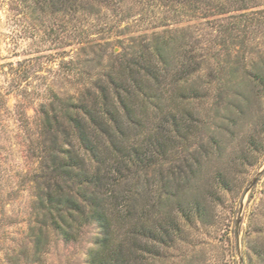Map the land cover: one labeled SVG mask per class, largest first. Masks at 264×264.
<instances>
[{"label":"rangeland","instance_id":"obj_1","mask_svg":"<svg viewBox=\"0 0 264 264\" xmlns=\"http://www.w3.org/2000/svg\"><path fill=\"white\" fill-rule=\"evenodd\" d=\"M259 1L262 6L251 11L264 9V0ZM35 9L30 1L0 0V264H89L98 236L94 224L83 227L76 241L51 233L46 245L38 240L29 182L37 167L31 143L38 114L54 95L77 97L99 65L138 49L153 33L176 30L191 35L196 56L216 54L211 61L223 70L209 77L203 66L200 78L190 80L197 94L159 116L167 120L164 136H174L175 124L184 128L161 170L154 167L147 174L151 183L162 177L169 185L168 192L158 187L153 195L161 192L163 200L175 201L165 209L173 221L158 255L149 239L136 238L151 250L139 249L136 264H264V15L250 16L240 33L244 43L230 46L223 63L221 35L209 23L156 0H125L115 10L101 6L99 13L65 26L51 10ZM257 21L263 22L260 28ZM84 61L92 69L86 68L83 78L74 75ZM230 68L235 75L224 76ZM141 224L139 219L138 232Z\"/></svg>","mask_w":264,"mask_h":264},{"label":"trees","instance_id":"obj_2","mask_svg":"<svg viewBox=\"0 0 264 264\" xmlns=\"http://www.w3.org/2000/svg\"><path fill=\"white\" fill-rule=\"evenodd\" d=\"M24 1L42 14L51 10L61 26L79 23L87 14L99 13L101 6L115 10L125 2ZM156 1L188 17L197 14L209 23V29L221 35L217 45L226 51L223 63L229 60L230 46L244 43L245 34L240 33L248 28L250 16L264 15V9L251 11L262 6L259 0ZM261 23L254 25L260 28ZM182 31L153 33L138 49L96 67L95 78L81 83L77 97L54 95L47 110L38 114L31 143L37 167L29 182L31 210L40 225L37 237L42 246L50 233L65 242L76 241L81 229L90 224L97 226L98 236L96 247L88 253L89 264H136L139 249L158 255L159 247L166 244L173 218L165 209L175 201L163 200L161 192L153 195L159 188L168 192L169 185L162 177L151 183L147 174L154 167L161 170L173 155L176 140L184 136V128L175 124L174 136L171 132L164 136L167 120L160 121L159 116L164 108L178 110L181 98L197 94L190 80L200 78L203 66L209 77L223 70L215 69L219 63L211 61L216 54L196 56L191 35ZM88 62L77 64L74 75L85 77ZM234 72L230 68L224 76L233 77ZM150 203H154L151 211ZM138 236L149 239L152 249L140 247Z\"/></svg>","mask_w":264,"mask_h":264},{"label":"water","instance_id":"obj_3","mask_svg":"<svg viewBox=\"0 0 264 264\" xmlns=\"http://www.w3.org/2000/svg\"><path fill=\"white\" fill-rule=\"evenodd\" d=\"M255 181H256V178H254V179L252 180V182H251V184H250V186L248 187L247 190H249V189L251 188V186L254 185ZM238 224H239V221L236 222V235H238ZM238 248H239V245H238V241H237V250H238ZM237 255H238V257H240V253H239V251H238V254H237ZM240 263H241V261H240Z\"/></svg>","mask_w":264,"mask_h":264}]
</instances>
